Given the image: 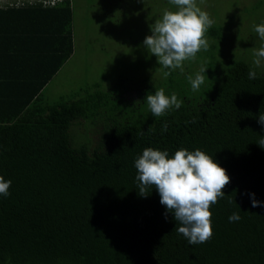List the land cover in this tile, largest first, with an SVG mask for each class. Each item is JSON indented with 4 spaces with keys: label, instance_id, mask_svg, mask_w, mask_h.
I'll return each mask as SVG.
<instances>
[{
    "label": "trees",
    "instance_id": "obj_1",
    "mask_svg": "<svg viewBox=\"0 0 264 264\" xmlns=\"http://www.w3.org/2000/svg\"><path fill=\"white\" fill-rule=\"evenodd\" d=\"M73 3L0 5V175L12 181L0 196V264H264V206L250 195L264 204V65L249 79L253 62L230 59L197 91L194 70L163 68L171 74L156 85L48 105L42 89L73 52ZM160 88L182 104L154 117L146 96ZM80 120L100 126L94 147L72 144ZM148 147L200 148L226 169L207 242L177 234L154 187L138 194L134 162ZM233 212L241 218L230 222Z\"/></svg>",
    "mask_w": 264,
    "mask_h": 264
},
{
    "label": "rangeland",
    "instance_id": "obj_2",
    "mask_svg": "<svg viewBox=\"0 0 264 264\" xmlns=\"http://www.w3.org/2000/svg\"><path fill=\"white\" fill-rule=\"evenodd\" d=\"M196 3L210 14L214 21L211 27L218 28L219 34L207 36V51L201 49L194 60L183 62L188 71H195L194 77L186 75L195 78L201 67L207 68L206 82L211 75L221 73L230 59L246 58L253 62L254 51L264 44L254 30L264 22V0H196ZM165 9L176 10V6L169 0H74L73 52L43 88L45 102L48 105L69 102L97 88L108 95L115 89L127 94L139 89L143 81L158 84L163 79V68L142 42L150 34L149 25ZM209 56L215 59L207 63ZM112 98L111 104L116 95ZM85 123L80 120L71 126V142L94 147L100 126L93 129L92 121L87 126Z\"/></svg>",
    "mask_w": 264,
    "mask_h": 264
},
{
    "label": "clouds",
    "instance_id": "obj_3",
    "mask_svg": "<svg viewBox=\"0 0 264 264\" xmlns=\"http://www.w3.org/2000/svg\"><path fill=\"white\" fill-rule=\"evenodd\" d=\"M169 3L176 6V10L165 9L161 17L149 25L150 34L145 36L142 45L149 55L156 56L162 68L183 72L184 61L194 60L201 49L208 50L205 33L214 21L196 0H169ZM254 30L264 41V22L256 25ZM254 57V67L248 72L249 79L257 78L255 68L264 63V44L254 51ZM206 69L201 67L195 78L187 77L193 91L199 90L205 82ZM170 74L171 71L163 73L165 78ZM146 101L154 117L165 115L173 107L179 109L182 104L176 93L169 97L163 88L147 94ZM257 122L264 125V113L259 114ZM166 128L164 125L163 129ZM257 143L264 148V136ZM134 164L138 194L147 197L154 187L160 195V203L166 208L165 219L168 213H172L179 223L177 234L183 235L189 245L207 242L213 234L210 207L225 196L223 189L230 183L226 169L200 148L189 151L183 147L172 156L167 150L145 148ZM11 183L10 179L0 175V196L10 195ZM250 195L253 208L264 206L255 199L254 193ZM228 202L232 203V200ZM240 218L238 212L228 217L230 222Z\"/></svg>",
    "mask_w": 264,
    "mask_h": 264
},
{
    "label": "crops",
    "instance_id": "obj_4",
    "mask_svg": "<svg viewBox=\"0 0 264 264\" xmlns=\"http://www.w3.org/2000/svg\"><path fill=\"white\" fill-rule=\"evenodd\" d=\"M17 1H18V0H17ZM9 2H12V0H1L0 5L2 6V5H5V4L9 3ZM59 69H60V68H59ZM59 69H58V70H59ZM54 75H55V74H54ZM51 79H52V78H51ZM51 79H50V80H51ZM50 80H49V81H50ZM44 87H45V86H44ZM42 90H43V89H42Z\"/></svg>",
    "mask_w": 264,
    "mask_h": 264
},
{
    "label": "built area",
    "instance_id": "obj_5",
    "mask_svg": "<svg viewBox=\"0 0 264 264\" xmlns=\"http://www.w3.org/2000/svg\"><path fill=\"white\" fill-rule=\"evenodd\" d=\"M56 1H58V0H49V2H50L51 4L55 3ZM47 2H48V1H47Z\"/></svg>",
    "mask_w": 264,
    "mask_h": 264
}]
</instances>
